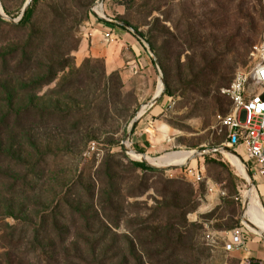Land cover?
I'll list each match as a JSON object with an SVG mask.
<instances>
[{
  "label": "rangeland",
  "instance_id": "374dc122",
  "mask_svg": "<svg viewBox=\"0 0 264 264\" xmlns=\"http://www.w3.org/2000/svg\"><path fill=\"white\" fill-rule=\"evenodd\" d=\"M97 1L38 0L25 27L0 18V264H39L1 237L53 209L71 235L64 246L49 237L69 251L66 262L58 247V264H248L244 248L223 250L241 229L264 251L241 220L252 197L226 153L183 167L154 160L228 149L264 211L254 167L217 127L232 110L223 91L255 65L264 0H103L104 31ZM26 2L0 0V10L16 20ZM124 147L170 169H136Z\"/></svg>",
  "mask_w": 264,
  "mask_h": 264
},
{
  "label": "built area",
  "instance_id": "2783aa9c",
  "mask_svg": "<svg viewBox=\"0 0 264 264\" xmlns=\"http://www.w3.org/2000/svg\"><path fill=\"white\" fill-rule=\"evenodd\" d=\"M96 10L94 13L98 15ZM98 10L102 12L101 8ZM255 56L253 68L238 73L223 91L232 103V110L230 114L218 119L217 127L227 130L228 147L243 148L245 157L264 185V30L260 44L255 49ZM205 237L206 240L211 238L209 234ZM244 243L241 229H234L229 240L224 243L223 250L225 253L241 250Z\"/></svg>",
  "mask_w": 264,
  "mask_h": 264
},
{
  "label": "trees",
  "instance_id": "16d2710c",
  "mask_svg": "<svg viewBox=\"0 0 264 264\" xmlns=\"http://www.w3.org/2000/svg\"><path fill=\"white\" fill-rule=\"evenodd\" d=\"M38 3V0H32L26 13L24 14L23 18L20 20L18 23L17 27H25L28 25H31L34 12H35V7ZM10 16V15H9ZM91 16L98 22L103 25H107L109 27L112 26L111 23H105L95 17L92 13ZM11 18H15L12 16ZM0 23L5 24L0 19ZM166 95V93H165ZM3 123L0 122V133L3 131L2 130ZM138 153L143 154V150L135 149ZM142 156V155H138ZM3 157H0V164L2 165L3 163ZM133 167L136 169H140L142 171H155L152 169L147 168L144 164L141 163H133ZM4 180V179H2ZM15 184V185H14ZM17 184L16 180H12V185L10 190L12 192H17ZM14 194V193H11ZM19 196L22 195L21 193L18 194ZM66 211L69 213L70 219L73 218V215L75 216L78 214V210L73 209L72 206H69L66 208ZM82 218H84L81 215ZM63 217H60L59 215H56L54 212V209L50 211V213L47 214H39L35 215L33 219L29 220L27 223H23L22 226H20L18 229L10 227V234L4 237H1V239L5 242L7 246H12V247H20L21 245H26L29 247V249L32 251V253L36 254L37 261H39V264H58V262L53 261V256L54 252L57 251L59 246H64L67 241L70 239V231L66 227L60 228L61 226V221H65ZM57 238V244L54 243L53 241L49 240V237ZM61 248V247H59ZM62 253L58 254V256H61L64 258L66 262L70 261V255L69 251H67L64 248H61ZM47 254H51V257L47 256ZM57 258V257H56ZM52 260V261H51ZM82 264H84L82 262ZM249 264H261L259 261L256 260H250Z\"/></svg>",
  "mask_w": 264,
  "mask_h": 264
},
{
  "label": "bare ground",
  "instance_id": "6f19581e",
  "mask_svg": "<svg viewBox=\"0 0 264 264\" xmlns=\"http://www.w3.org/2000/svg\"><path fill=\"white\" fill-rule=\"evenodd\" d=\"M0 13H2L1 10H0ZM98 15L101 16L99 13H98ZM101 17H103V16H101ZM161 90H162V85H159L157 88V92H156L155 96L159 95ZM128 154L132 158L134 157L133 155H141V154H134V153H130V152ZM194 154H196V152H194V153H191V152L169 153V154H166L164 156L155 158L154 163L157 166H164V167L170 166V165L177 166V165L186 163V161L191 156H193ZM143 156L144 155L138 156V157L133 158V159H136L139 161L141 160L143 162V164L153 166L152 159L151 158H145V157L143 158ZM226 156L233 163V165L238 169L239 173L248 180L246 173H245V168H244L243 164L239 161V159H237V157L230 155L228 153H226ZM180 162H182V163H180ZM175 164H177V165H175ZM153 167H156V166H153ZM248 195H250V197H252V198L250 199V201L247 204V209L245 208V212L242 216L243 217L242 222L245 225L244 219H245L246 212H247L246 219L248 221V224H250L255 230H257V231L252 230L251 232L256 234V232L259 231L260 233L264 234V211L262 210V207L259 203L258 197L255 193V189H254L252 183L249 184V192H248L247 196Z\"/></svg>",
  "mask_w": 264,
  "mask_h": 264
},
{
  "label": "water",
  "instance_id": "95a60500",
  "mask_svg": "<svg viewBox=\"0 0 264 264\" xmlns=\"http://www.w3.org/2000/svg\"><path fill=\"white\" fill-rule=\"evenodd\" d=\"M102 2H103V0H99V1H97L96 4H95V8H96V7H100V8H101V6H102ZM30 3H31V0H27V2H26V4H25V6L23 7V9H22V11H21V14H20V16H19L18 19H16V20H12V19L8 18L7 16H5V15L3 14L2 10H1L2 13H0V18L3 19V20H5V21H7V22H9V23H11V24H18V23L20 22V20L23 18L24 14L26 13V11H27V9H28ZM0 9H1V8H0ZM93 13H94V9H93ZM94 15H95L98 19H100L101 21H103V22H105V23H111L110 21L106 20V18H104V17L98 16V15H96L95 13H94ZM130 32L133 33V34H135L136 37L139 38V36H138L136 33H134L132 30H130ZM161 85H162V90H161V92L159 93V95L154 96V97L152 98V100H151L149 103H146V104H145V106H147V105H149V104H151V106H152L153 104H155V103H156V102H157V101L163 96V93H164V91H165V86H164L163 83H161ZM137 120H138V118H134V120H133V122H132V125H131V128H130V132L132 131V129H133V127H134V125H135V123H136ZM130 132L126 135V139L129 138V134H130ZM124 150H125V152H127V153L130 152V153H134V154H140V153H137V152H134V151L128 149L127 147H124ZM208 153H211V154H214V153H219V154H222V153H228V154H230V155H233V156L237 157V158L239 159V161L243 164L242 159H241L240 157L236 156L232 151H230V150H228V149H209V150H206V151H197L196 154H194L193 156H191V157L186 161V163H185L184 165L180 166V167L186 166V165H188L192 160H194V159H196V158H198V157L204 156V155H206V154H208ZM141 155H143V154H141ZM139 162H140L141 164H143V162H142L141 160H140ZM144 165H145V164H144ZM145 166H146L147 168L152 169V170H155V171H163V169H170V168L153 167V166H149V165H145ZM243 166H244V164H243ZM172 168H179V167H172ZM244 168H245L246 176H247V178H248L247 182H248V184H250V183H251V175H250V173H249V170H248L245 166H244ZM244 212H245V211L242 212V216H243ZM242 216H241V220H242V218H243ZM256 234H258V235L264 240V234L260 233L259 231L256 232Z\"/></svg>",
  "mask_w": 264,
  "mask_h": 264
},
{
  "label": "crops",
  "instance_id": "0c3cea01",
  "mask_svg": "<svg viewBox=\"0 0 264 264\" xmlns=\"http://www.w3.org/2000/svg\"><path fill=\"white\" fill-rule=\"evenodd\" d=\"M96 8H100V7H96ZM96 10V11H99V10ZM102 11V10H101ZM99 13V12H98ZM101 16H103V17H105L102 13H99ZM100 26H103V28H101ZM108 27V28H110L109 26H107V25H103V24H99L98 25V28L99 29H101V30H105L106 29V27ZM156 95V94H155ZM246 217H247V212H246V216H245V219H244V222H245V227L251 232L252 230L253 231H257V230H255L250 224H248V221H247V219H246ZM243 235H245V234H243ZM244 238H245V246H243V248L245 249H243L242 251H244L243 252V257H244V259L245 260H247L248 261V264H249V261L250 260H256V261H259L261 264H264V251L263 250H261V245L259 244V242L258 241H255V240H252L251 242H248L247 241V237L246 236H244ZM244 264H246V263H244Z\"/></svg>",
  "mask_w": 264,
  "mask_h": 264
}]
</instances>
